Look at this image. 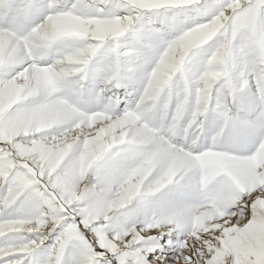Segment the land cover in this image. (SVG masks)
Returning a JSON list of instances; mask_svg holds the SVG:
<instances>
[{"label": "snow or ice", "instance_id": "1", "mask_svg": "<svg viewBox=\"0 0 264 264\" xmlns=\"http://www.w3.org/2000/svg\"><path fill=\"white\" fill-rule=\"evenodd\" d=\"M0 264H264V0H0Z\"/></svg>", "mask_w": 264, "mask_h": 264}]
</instances>
